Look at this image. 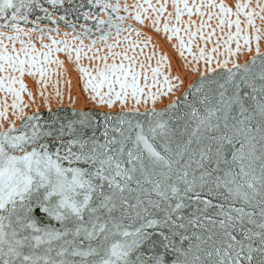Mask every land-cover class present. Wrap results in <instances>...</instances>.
Segmentation results:
<instances>
[{
    "label": "snow or ice",
    "instance_id": "obj_1",
    "mask_svg": "<svg viewBox=\"0 0 264 264\" xmlns=\"http://www.w3.org/2000/svg\"><path fill=\"white\" fill-rule=\"evenodd\" d=\"M261 41L264 0H0V264H264Z\"/></svg>",
    "mask_w": 264,
    "mask_h": 264
},
{
    "label": "bare ground",
    "instance_id": "obj_2",
    "mask_svg": "<svg viewBox=\"0 0 264 264\" xmlns=\"http://www.w3.org/2000/svg\"><path fill=\"white\" fill-rule=\"evenodd\" d=\"M117 2L115 0L113 3ZM119 3H128L131 4L133 0H118ZM226 3L228 4H233L234 0H225ZM103 15V14H102ZM127 22V21H126ZM125 22V23H126ZM133 24L136 25V22L133 21ZM139 27V25H136ZM67 29H64L63 26H61V32L65 31ZM141 31L144 34L145 38H150V45L148 51L152 49V46L154 45L156 49L166 55L168 57V62L171 65L172 72L174 75H177L180 77L182 81L185 80L186 74H187V69L183 67V60L182 58L179 57L178 53H176L175 49L172 48L171 43H169L164 36L163 33H156L155 31L149 29V28H141ZM60 37H57L59 39ZM37 43V47H39V42L34 41ZM45 42H47V39H45ZM85 43H88L87 40H85ZM235 45H233L234 47ZM261 50L264 51V41H261ZM60 59L65 61V67L68 68V76L67 79L71 81V93L74 98L73 100V106L76 108H85V107H92L90 104H86V95L82 91V82L79 81V74L78 72L68 63L65 55L63 53L57 54ZM251 54L250 53H242L238 54V62H243L245 59H247ZM84 63H87V61H84ZM214 66V65H213ZM24 82L27 85L28 90L32 92V101H29L28 95L25 92L23 94V98L25 102L29 104V107L26 109V111L31 112L36 109V107H39L40 111H47V109L44 107V101L43 97L39 95V89H37L35 79L32 77H29L27 74L24 76ZM64 88V104L67 105L69 104V99H68V85L65 84L63 85ZM48 93L52 92L51 86L48 87L46 90ZM168 98H161L160 101L157 102L155 105L157 108H160L163 106L164 102H166ZM34 101V103H33ZM49 104L52 108L56 107L57 101L53 100L51 97L49 98ZM151 106V105H149ZM9 119H12L11 116V110H9ZM2 122V121H0ZM19 123V121H17Z\"/></svg>",
    "mask_w": 264,
    "mask_h": 264
},
{
    "label": "rangeland",
    "instance_id": "obj_3",
    "mask_svg": "<svg viewBox=\"0 0 264 264\" xmlns=\"http://www.w3.org/2000/svg\"><path fill=\"white\" fill-rule=\"evenodd\" d=\"M114 1H115V0H111V2H114ZM102 14H103V13H101L100 15L103 16ZM82 22H83V21H78V22H77V27H79V24L82 23ZM126 23H127V22H126ZM62 26H63V25H62Z\"/></svg>",
    "mask_w": 264,
    "mask_h": 264
},
{
    "label": "trees",
    "instance_id": "obj_4",
    "mask_svg": "<svg viewBox=\"0 0 264 264\" xmlns=\"http://www.w3.org/2000/svg\"><path fill=\"white\" fill-rule=\"evenodd\" d=\"M41 112H46V111H41Z\"/></svg>",
    "mask_w": 264,
    "mask_h": 264
},
{
    "label": "crops",
    "instance_id": "obj_5",
    "mask_svg": "<svg viewBox=\"0 0 264 264\" xmlns=\"http://www.w3.org/2000/svg\"><path fill=\"white\" fill-rule=\"evenodd\" d=\"M68 31H70V30H68Z\"/></svg>",
    "mask_w": 264,
    "mask_h": 264
}]
</instances>
